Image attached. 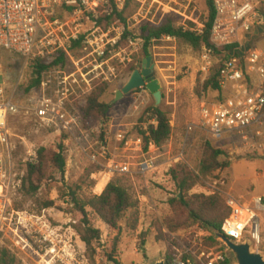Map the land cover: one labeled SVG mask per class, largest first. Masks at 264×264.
<instances>
[{"label": "rangeland", "instance_id": "obj_1", "mask_svg": "<svg viewBox=\"0 0 264 264\" xmlns=\"http://www.w3.org/2000/svg\"><path fill=\"white\" fill-rule=\"evenodd\" d=\"M109 7L105 9L107 13L110 12ZM116 9L120 11L123 7ZM68 15H71V12H60L59 18L64 21ZM102 15H105L103 11L97 14L98 18ZM206 17L205 0H141L140 2L129 0V5L123 12L126 31L123 28L124 25L122 26L118 21H113L105 29L110 30V37H116L115 51L118 53V58L115 66L118 68V78L111 84L96 83L92 87V91L97 88L103 89L100 100L111 105V108L105 120L98 119L94 115L87 118L84 129L94 132V136L102 137L103 131H106L110 124H114L117 127L120 126L119 129L129 131L128 136L138 137L136 133L138 117L123 119V115L131 108L133 93L114 102L116 92L122 89L131 75L128 66L135 57L140 55L142 43L131 46L129 42L135 43L139 40V30L145 24L158 26L166 19H170L175 27L193 31L197 29V24L203 26ZM91 27V24L85 23L82 31L89 30ZM124 32L127 33V38L125 41H120ZM251 49H264V37L254 42ZM75 53L77 55L74 57L81 56L79 50ZM149 54L153 58V77L161 86L162 100L158 109L168 113L171 127L168 142L159 148V153L168 150L170 154L166 157L172 158L178 155L182 146H185L184 161L170 162V165L160 166L151 173L135 175L134 164L138 161L140 153L135 150L134 142L129 143L124 150H115V145L111 144V153L117 160L130 165L131 174L113 175L105 187L112 180H119L138 201L136 230L131 231L125 227L124 222L118 225L120 235L117 250L120 264H142L144 260L149 262L165 260L168 241L177 243L179 249H182L181 245H185L205 255L218 252V248H210L206 245L208 236L198 235L199 231L204 230L203 228L189 224L185 210L170 207L169 200L173 198L188 202L195 196L205 198L215 196L225 203L226 196L230 195L240 204L247 206L251 205L255 196L263 193L258 175L264 174V161L261 160L264 153H248L228 141L220 144L209 141L205 133L201 131H196L187 140L185 139L186 125L189 122H196L201 102L213 103L220 99L216 92L209 91L203 94L201 87L217 69L223 56L213 54L207 60L203 59V50L194 51L175 39L171 41L161 39L154 42L149 49ZM39 59H44L48 63L50 55L25 59L0 50V72L6 80L7 93H12L14 102L22 108H27L33 97V92L27 93L25 89L31 75V64ZM207 61L209 65L206 64ZM196 89L200 91L199 96L195 94ZM88 96L84 97L83 101L86 102ZM150 105H153V100L149 94L145 108ZM9 129L12 162L21 180L20 187L16 188L12 196L14 209L39 218L44 224L56 230L57 235L71 245L70 251L74 252L77 260L83 259L86 264L105 263L104 256L110 252L116 242L118 231L105 226L93 212L87 210L92 227L100 233L99 241L93 245V252L87 251L78 236V231L82 228L81 216L72 210L69 205L70 199L65 197L70 191L80 199L100 196L105 187L100 193L95 191V188L103 179V175L99 172L103 173L104 168L93 165L86 158L76 144L75 138L71 136L62 138V135L53 129L44 127L32 113H27L25 109L10 119ZM206 144H209L213 150L222 152V158L229 163L228 168L218 169L212 175L200 174V162L204 158ZM59 145L63 147L66 157L63 177L55 175L54 179L46 181L41 186L38 193L27 197L22 191L26 166L37 162V152L40 148L55 151ZM29 154L35 156L32 157V162L29 161ZM143 154L145 157L154 158L157 155L153 149H148L147 153ZM162 160H165V157L158 159V164ZM178 164L186 166L198 178L197 185L184 195L176 192L169 176V170ZM47 201L54 202V206L50 209H42V204ZM260 218L264 223V215H260ZM262 232L264 238V225ZM142 236L145 241V258L140 251L139 239ZM2 248L9 250L19 264H60L55 256L48 252V245L42 242L40 236L33 230L28 233L20 232L18 237L0 234V249Z\"/></svg>", "mask_w": 264, "mask_h": 264}, {"label": "built area", "instance_id": "obj_2", "mask_svg": "<svg viewBox=\"0 0 264 264\" xmlns=\"http://www.w3.org/2000/svg\"><path fill=\"white\" fill-rule=\"evenodd\" d=\"M211 1L214 17L209 41L214 49L241 47L246 36L264 18V0ZM111 4L116 8L124 7L125 0H0V50L25 59L63 52L71 68V72L60 69L46 72L27 108L16 104L13 94L7 93L6 81L0 72V234L18 237L20 232L33 230L60 264L86 262L77 260L74 252L70 251L71 245L60 238L56 230L41 219L13 207L12 196L20 187L21 180L12 162L9 129L12 117L25 109L44 127L59 135L75 138L86 158L93 165L104 168L99 174L106 178V184L113 175L131 174L130 165L117 160L111 153L112 143L115 150H124L134 142L135 150L140 153L134 164L135 175H145L160 166L184 161L185 146L180 148L177 156L168 158V150L160 154L159 148L150 145L148 149H153L157 155L155 158L145 157L140 138L128 136L129 131L119 129L120 126L110 124L100 137L86 131L80 124L75 104L83 102L94 84H111L118 78L116 37H110V30L104 31L96 25L97 14L101 11L108 14L105 9ZM69 8H72L69 11L71 15L61 20L59 13ZM85 23L92 27L82 31ZM202 29L203 26L197 24L193 32L201 35ZM161 39L171 41L173 38L164 36ZM137 43L142 41L129 42L131 46ZM76 44L80 47L81 56L78 58L72 55ZM203 54V59L207 60L213 55V50L205 49ZM206 64L209 65V61ZM218 86L220 99L213 103L201 102L196 122L186 125L185 139L201 131L209 141L219 144L228 141L245 152L263 154L264 49H251L242 60L237 56H227L218 72ZM148 95L145 87L133 91L131 108L123 119L137 118L147 104ZM32 157L35 156L29 154L30 162ZM163 157L165 160L158 164L157 160ZM258 179L263 193L255 196L251 205H242L230 195L226 196L229 216L222 222L220 232L237 243L248 241L254 251L262 252L264 223L260 215H264V174L260 173ZM198 235L206 237L208 233L203 230ZM181 248L172 247L175 256L171 264H231L224 251L205 255L185 245Z\"/></svg>", "mask_w": 264, "mask_h": 264}, {"label": "trees", "instance_id": "obj_3", "mask_svg": "<svg viewBox=\"0 0 264 264\" xmlns=\"http://www.w3.org/2000/svg\"><path fill=\"white\" fill-rule=\"evenodd\" d=\"M207 8V17L203 23V30L201 35H196L193 31L184 30L180 27H175L170 19H166L158 26H151L145 24L139 30V40L142 41L140 55L133 59V62L128 66L129 73L137 70L145 58L149 57V49L154 42H157L164 36L171 37L178 42H181L194 51L205 49H212L213 54L223 56L222 61L218 64L212 74L203 82L201 92L203 94L212 91L219 94L220 89L218 86V72L222 63L227 60V56H231L236 49L235 46H230L222 49H214L209 41V32L211 23L214 17L213 5L211 0H205ZM129 5V0H126L122 10L117 11L113 5L109 7L108 14L100 16L96 20V25L104 30L113 23L118 21L124 25L126 31V21L123 18V12ZM69 8L68 11H71ZM127 33L124 32L121 40H126ZM79 44L72 48V55L79 50ZM52 69H60L71 72L69 60L63 52H57L50 56V61L46 63L44 59L33 61L31 64V75L27 82L25 92H37L39 84L43 75ZM6 81V80H5ZM103 86V85H99ZM98 87V86H97ZM95 87V88H97ZM103 89H94L89 94L86 102L75 104V108L80 117V124L84 128V122L91 115L96 116L98 119L105 120L111 105L101 102V94ZM199 89L195 90L196 96H199ZM133 93V92H132ZM137 136L142 143L143 153H147L150 145L156 148H162L170 137L171 127L169 115L166 111L154 108L153 105L147 106L137 118ZM67 137L62 135V138ZM223 154L220 151L213 150L209 144L205 146L204 158L200 162V174L202 176L212 175L218 169H226L229 163L222 158ZM66 165V157L64 149L61 145L57 150H48L40 148L37 152V162L35 164H28L26 166V176L23 181L22 191L24 195L29 197L39 192L41 186L46 182L54 179V176L63 177ZM92 173V172H91ZM169 176L177 193L187 194L198 183V178L191 173L186 166L178 164L169 170ZM69 205L76 213L81 216L82 228L78 231L80 242L84 244L89 252H93V245L99 241L100 233L95 230L89 219L87 210L93 212L97 218L108 228L118 231L116 242H114L110 252L104 256L105 263L99 264H120L118 262V241L120 230L118 225L124 222L125 227L131 231H135L138 222V201L134 199L132 192L122 185L119 180H112L104 189L100 196H89L84 199L78 198L75 193H69ZM169 205L172 208H182L187 212L188 222L190 225H198L203 228L208 237L206 245L210 248H218V251L223 252L219 243L213 239L209 233V228H214L220 231L221 224L229 216V210L225 203L219 197L205 198L202 196H195L193 199L185 202L183 199L177 200L173 198L169 200ZM54 206V202L47 201L42 204V209H50ZM140 251L143 258L144 252V236L140 239ZM179 248L177 243L167 242L166 254L164 259L168 264H171L175 256L172 247ZM199 252V251H197ZM0 264H19L17 258L6 248L0 249Z\"/></svg>", "mask_w": 264, "mask_h": 264}, {"label": "water", "instance_id": "obj_4", "mask_svg": "<svg viewBox=\"0 0 264 264\" xmlns=\"http://www.w3.org/2000/svg\"><path fill=\"white\" fill-rule=\"evenodd\" d=\"M264 37V18L255 25L253 31L246 36L242 46L236 48L231 56H237L242 60L246 53L251 50V45L258 39ZM145 87L151 95L154 108H158L162 100L161 86L159 81L153 77V58L149 56L142 60L140 69L135 70L129 77L126 84L115 94L114 102H118L124 96L129 95L136 89ZM264 161V156L261 158ZM209 233L217 241L231 264H264V252L254 251L252 245L245 241L237 243L225 237L219 230L209 228ZM114 264V263H108ZM142 264H168L163 259L149 262L144 260Z\"/></svg>", "mask_w": 264, "mask_h": 264}, {"label": "bare ground", "instance_id": "obj_5", "mask_svg": "<svg viewBox=\"0 0 264 264\" xmlns=\"http://www.w3.org/2000/svg\"><path fill=\"white\" fill-rule=\"evenodd\" d=\"M106 182H107L106 178L101 179V180L97 183L96 188H95V191H97L98 193L102 192L103 188H104L105 185H106Z\"/></svg>", "mask_w": 264, "mask_h": 264}]
</instances>
